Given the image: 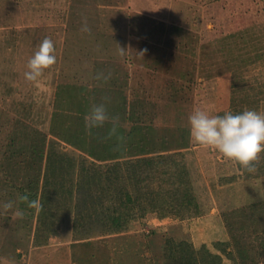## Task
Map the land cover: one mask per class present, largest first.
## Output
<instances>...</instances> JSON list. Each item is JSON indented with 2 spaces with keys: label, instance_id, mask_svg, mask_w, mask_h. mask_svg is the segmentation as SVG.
I'll return each mask as SVG.
<instances>
[{
  "label": "rangeland",
  "instance_id": "1",
  "mask_svg": "<svg viewBox=\"0 0 264 264\" xmlns=\"http://www.w3.org/2000/svg\"><path fill=\"white\" fill-rule=\"evenodd\" d=\"M45 37L56 63L28 82L27 62ZM78 99L91 107L125 102V115L134 101L144 105L141 120L181 157L190 201H154L155 211L138 205L117 226L106 194L81 187L42 199L48 152L75 172L88 165L82 158L107 171L51 132L55 114ZM195 109L264 114V0H0V205L34 182L29 199L43 208L0 207V264H193L186 247H205L219 264H264V153L249 173L195 144ZM16 208L22 218L13 219ZM200 256L195 264H208Z\"/></svg>",
  "mask_w": 264,
  "mask_h": 264
},
{
  "label": "trees",
  "instance_id": "2",
  "mask_svg": "<svg viewBox=\"0 0 264 264\" xmlns=\"http://www.w3.org/2000/svg\"><path fill=\"white\" fill-rule=\"evenodd\" d=\"M138 104L140 110H137L139 109ZM105 106L109 117H119L117 134L111 139L106 138L111 128L110 123H106L102 128H94L91 132L85 128L84 117L90 111L91 105L83 104L79 99L76 100L73 110L69 113H61L62 117L55 114L51 132L79 150L86 151L90 158L106 162L107 171L105 172L101 166L89 162L90 160L82 158L81 162L88 165L82 163L83 165L79 166L75 172L70 166L64 165L63 162L66 161L61 156L54 152H48L40 189L42 199L48 201L47 194L56 190L72 195L75 190L81 187L85 194L92 193L95 198L104 197L106 194L108 196L106 199L112 198L116 201L111 204V207L115 209V211H111V221L117 226L121 224L119 223L121 221L128 223L134 217L132 210L139 208L138 205L142 209H154L153 211H155L157 204L154 205V201L165 200L163 208L171 202H175L173 204L177 205L189 202L190 193L184 186L186 185V172L183 169L181 157L177 158L178 152L174 154L169 152L173 150L169 148L171 146L169 141L165 136L159 137L156 134L155 126L141 120L143 113L146 112L143 110L144 105L142 107L138 100L134 101L129 107L128 115H125L127 106L125 102L118 103L115 107L106 103ZM230 112L236 113L235 110ZM125 118L129 121L127 126L125 125L126 127L121 123ZM178 130L183 134L186 133V130L181 127ZM183 134L180 144H178L180 148L187 142ZM117 137H122V139H117ZM163 151L169 153L164 154ZM103 180L105 181L103 185L93 183L97 181L102 183ZM29 184L32 185L31 188L37 186L36 183L34 186V182ZM129 185L134 188V193L129 191ZM35 188L29 193L26 188H21V195L27 194L31 197L34 193L36 196ZM81 200L83 199L81 198ZM87 200H83L82 207L90 208L91 200ZM101 207L110 208L105 203H101ZM116 208L123 210V213L116 214L119 212ZM83 214L85 215L84 212ZM188 248L186 247L184 249L186 253L182 252V254L190 256L191 261L196 263L197 257L201 254L200 260H205L208 264H219L214 259L216 256L211 255L205 247L199 251L193 247L189 251Z\"/></svg>",
  "mask_w": 264,
  "mask_h": 264
},
{
  "label": "clouds",
  "instance_id": "3",
  "mask_svg": "<svg viewBox=\"0 0 264 264\" xmlns=\"http://www.w3.org/2000/svg\"><path fill=\"white\" fill-rule=\"evenodd\" d=\"M82 31H89L86 22ZM119 50L122 55L125 53L120 47ZM54 52L52 40L45 37L27 62L28 70L24 73L25 80L35 82L45 70L51 68L56 63ZM84 120L85 128L89 132L110 123L111 128L106 138L111 139L117 134L119 117H109L105 103L92 105ZM188 126L190 138L195 144L217 150L226 159L238 163L249 173L257 171L255 163L259 161L261 153H264V114L245 110L240 114L226 112L220 116L195 109L188 117ZM117 139H122V137H117ZM20 203L26 204L27 208L36 211H40L42 208L39 199L30 200L27 194H17L15 201H7L0 207L7 213ZM23 215L24 213L16 208L13 212V219L22 218Z\"/></svg>",
  "mask_w": 264,
  "mask_h": 264
}]
</instances>
